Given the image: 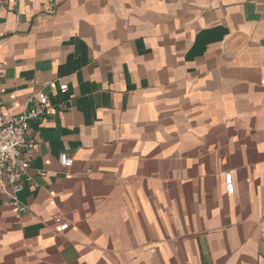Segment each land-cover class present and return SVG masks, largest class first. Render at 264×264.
I'll return each instance as SVG.
<instances>
[{"label": "crops", "instance_id": "obj_1", "mask_svg": "<svg viewBox=\"0 0 264 264\" xmlns=\"http://www.w3.org/2000/svg\"><path fill=\"white\" fill-rule=\"evenodd\" d=\"M47 1L0 10L2 113L51 105L0 264H264V0Z\"/></svg>", "mask_w": 264, "mask_h": 264}, {"label": "built area", "instance_id": "obj_2", "mask_svg": "<svg viewBox=\"0 0 264 264\" xmlns=\"http://www.w3.org/2000/svg\"><path fill=\"white\" fill-rule=\"evenodd\" d=\"M9 1L15 4L18 0H0V10ZM58 2L59 0L47 1V12L49 14L53 13ZM2 70L3 65L0 62V96L3 93ZM32 83L35 86L54 85L52 82L41 84L38 80H33ZM57 90L61 93L66 92V84H59ZM28 102L30 106L27 109L13 116H5L1 111L0 103V193L6 197V205L14 207L18 213L26 210V207L20 204L16 197L22 191V178L27 174V168L20 163V159L24 152L32 150L35 146L34 141L28 137L30 124L43 118L51 110L48 97L39 90L30 96ZM58 160L60 166L64 169L70 167L73 163L72 159L68 158L66 154H60ZM224 183L227 194H232L234 186L231 174H225ZM66 228L67 224H63L58 230L63 231Z\"/></svg>", "mask_w": 264, "mask_h": 264}]
</instances>
